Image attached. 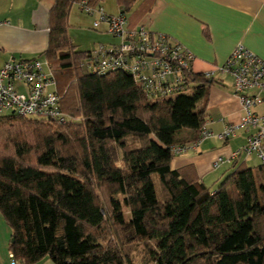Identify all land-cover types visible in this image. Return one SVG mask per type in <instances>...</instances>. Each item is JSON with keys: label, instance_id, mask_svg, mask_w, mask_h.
<instances>
[{"label": "trees", "instance_id": "1", "mask_svg": "<svg viewBox=\"0 0 264 264\" xmlns=\"http://www.w3.org/2000/svg\"><path fill=\"white\" fill-rule=\"evenodd\" d=\"M80 1L55 0L43 53L66 124L0 118V214L14 260L264 264V162L237 166L214 188L171 166L178 134L199 138L212 78L189 72L186 93L150 100L124 71L86 72L92 50L68 33ZM136 1L115 0L121 13Z\"/></svg>", "mask_w": 264, "mask_h": 264}, {"label": "crops", "instance_id": "2", "mask_svg": "<svg viewBox=\"0 0 264 264\" xmlns=\"http://www.w3.org/2000/svg\"><path fill=\"white\" fill-rule=\"evenodd\" d=\"M54 3L55 0H0V21L3 22L0 25V69L8 61L22 59L36 58L47 64L43 53L48 47V17ZM105 11L114 14L111 10ZM120 12L121 7L117 6L115 15ZM125 14L128 27L144 25L150 32L165 34L189 50L194 56L193 73L213 72L204 120L211 136L191 148L194 135L182 130L177 137L188 148L173 156L172 168L190 169L197 181L214 188L237 166H258L260 160L256 153L232 157L246 143L250 131L239 127L243 111L233 93L231 77L217 69L239 44L264 62V0H137ZM88 18L92 25L93 18ZM90 34L94 39L103 38L105 26L93 29ZM80 45L81 42L76 45L78 49ZM254 111L264 112V105ZM227 126H237L235 135L228 139L218 137ZM262 144L264 149V139ZM11 235V229L0 214V264L11 263ZM16 262L25 264L20 260ZM38 264L54 263L44 259Z\"/></svg>", "mask_w": 264, "mask_h": 264}, {"label": "built area", "instance_id": "3", "mask_svg": "<svg viewBox=\"0 0 264 264\" xmlns=\"http://www.w3.org/2000/svg\"><path fill=\"white\" fill-rule=\"evenodd\" d=\"M77 5L81 12L93 18V29L99 30L104 25L105 33L117 39L112 44H99L82 59L81 66L86 72L104 75L124 71L150 100L186 93L184 76L193 72L191 65L194 61L189 50L165 34L150 32L144 25L128 27L125 13L109 15L102 5L92 7L84 0ZM217 71L231 77L233 93L243 111L239 127L250 131L246 143L232 157L256 153L264 162V112L254 111L264 105V62L239 44ZM204 75L211 78L213 72ZM11 113L24 118L50 120L57 125L66 124L68 117L61 111L56 81L47 64L36 58L22 59L8 61L0 69V118ZM236 128L227 126L218 137H233ZM210 136L203 125L191 148H196ZM187 148L185 144L173 146L171 154L180 155ZM10 264H17L12 254Z\"/></svg>", "mask_w": 264, "mask_h": 264}, {"label": "rangeland", "instance_id": "4", "mask_svg": "<svg viewBox=\"0 0 264 264\" xmlns=\"http://www.w3.org/2000/svg\"><path fill=\"white\" fill-rule=\"evenodd\" d=\"M101 5L103 6L104 10L105 9L111 10L112 12H114V14L112 15H115L117 11V4L115 0H103ZM68 23H69L68 33L70 34L69 36L71 37V40L75 45L80 44L81 42L82 44L80 45L81 49L88 47L91 50H93L99 44L107 45V44H112L117 41L116 38H113L111 35H108L106 33L103 35V38L94 39L92 34H90V32L93 29H92V25H91V22L89 21L88 16L85 13L80 12L76 5H73V7L70 10ZM94 32L96 31L94 30ZM62 85H63L62 83L58 84V86H62ZM190 93L191 92H189L188 95H190ZM153 181H154L156 188L158 189L157 178L153 177ZM112 238L114 239L113 235L111 239ZM141 251L142 250L140 247L139 250L134 252V255L136 256L137 261L141 260V257H142Z\"/></svg>", "mask_w": 264, "mask_h": 264}, {"label": "water", "instance_id": "5", "mask_svg": "<svg viewBox=\"0 0 264 264\" xmlns=\"http://www.w3.org/2000/svg\"><path fill=\"white\" fill-rule=\"evenodd\" d=\"M13 241H14V239H13V238H11V243H13Z\"/></svg>", "mask_w": 264, "mask_h": 264}]
</instances>
